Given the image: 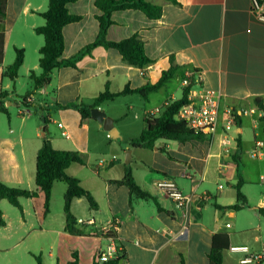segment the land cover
Instances as JSON below:
<instances>
[{"label":"crops","instance_id":"crops-1","mask_svg":"<svg viewBox=\"0 0 264 264\" xmlns=\"http://www.w3.org/2000/svg\"><path fill=\"white\" fill-rule=\"evenodd\" d=\"M96 1L74 0L67 5L69 14L79 16L80 20L63 28L65 48L61 59L74 56L98 38L97 16L101 11ZM147 1L162 7L160 18H149L137 9L116 11L111 16L113 24L106 38L120 42L138 35L153 64L142 68L132 66L117 50L97 46L77 67L54 70L50 82L41 88L47 95V90H52L44 98L45 135L37 132L35 139L0 136L1 182L10 187L36 190L37 154L46 137L57 150L82 154L84 164H72L67 174L78 179L98 204V209L94 210L85 198L73 199L71 213L84 235H71L66 230L65 182L54 183L48 214H45L42 192L37 198H21L22 210L2 200L0 264H37L34 256H40L42 264H46L47 247L55 250V253L49 252V257L56 256V264H69L74 252L79 255V264H93L96 252L105 248L107 241L101 237L100 230L78 223L90 219L98 228L112 230L126 251L124 264H181V256L186 264H210L209 253L216 235L228 238L223 264H264V217L258 211L264 208V169L244 165L240 172L244 181L241 191L247 198V206L238 211L227 208L237 202L238 167L233 155L238 134L242 140L240 158L246 152L264 161V123L262 112L254 104L255 99L264 100V20L253 13V0ZM258 1L264 4V0ZM48 4V0H7L0 93L6 92L3 102L10 127L14 117L11 107L17 108L24 123L31 116L29 108L37 104V92L41 89L22 97L18 92L21 78L28 77L34 86L31 73L40 75L42 72L39 50L44 39L35 29L45 23L41 13L47 10ZM9 47L23 49L25 53L15 80L5 76L6 68L11 65L6 63ZM172 62L179 67L173 78L178 82L176 85L170 87L171 79L148 100L129 94L98 106L106 112V107L117 101V117L109 115L114 119L120 138H111L97 121L82 119L77 110L62 108L75 101L92 105L106 85L112 93H117L126 87L137 89L148 83L155 84ZM187 70L195 73L196 80L190 95L194 96L202 88L221 94V118L226 121L225 112H232L231 129L205 142L181 144L160 139L152 150L130 147L127 141L140 136L145 118L158 116L165 103L182 97H177V92L180 90L183 94V77ZM157 95L161 101L159 98L154 101ZM235 112L241 115L240 128L235 123ZM52 124L57 125V129H52ZM36 130L40 131L41 126ZM10 131L15 133L12 128ZM109 147L117 154L110 155ZM137 150L142 154L138 160ZM257 152H261L258 157ZM243 160L248 162L249 159ZM115 167L117 175L113 176ZM128 168L136 183L153 195L162 211L153 199L131 196L128 186L116 183ZM163 178L173 179L179 189L191 197L187 209L176 207L156 186ZM60 195L64 215L58 219L53 204ZM59 239L64 247L59 248ZM216 243L225 245L224 238L218 237ZM64 248L68 255L63 253ZM59 251L63 253L62 260L57 256ZM247 259L252 261L244 262Z\"/></svg>","mask_w":264,"mask_h":264},{"label":"trees","instance_id":"trees-1","mask_svg":"<svg viewBox=\"0 0 264 264\" xmlns=\"http://www.w3.org/2000/svg\"><path fill=\"white\" fill-rule=\"evenodd\" d=\"M48 1L49 4L47 10L41 13L45 23L35 29V32L44 39V44L39 50V67L42 72L40 75L31 73V79L34 81V90L27 96L34 94V92L48 84L54 70L62 67H77L82 58L89 54L91 50L97 46L117 50L123 56L124 61L132 66L142 68L154 63V60L150 59L145 54L144 42L138 35H134L120 42L108 41L106 36L109 27L113 24L111 16L114 12L126 9H137L142 11L149 18L158 19L163 13L162 7L153 5L147 0H97L96 6L101 11V14L97 16L100 28L98 38L74 56L68 59H61L65 48L63 28L70 23L80 20V17L69 14L67 10V5L74 0ZM6 5L7 0H0V64H2L4 60L5 34L3 24L6 16ZM14 51L15 60L6 68L5 72V76L11 80L18 78L19 70L25 59L23 49L15 48ZM178 70L179 67L172 62L171 67L168 70L163 71L161 78L155 84L148 83L137 89H130L129 87H126L123 91L117 93H112L109 90V86L106 85L105 90L94 99L92 105H85L75 101L68 103L66 106H62V108L75 109L80 113L82 119H91L96 121L90 115L91 108L98 107L102 102L113 101L120 96L129 94H138L144 100H148L152 93L158 92L165 84L173 79ZM190 81L191 84L184 88L180 99L165 103L162 106V112L158 116L149 115L145 118V128L140 136L127 141L130 147L152 150L154 149L156 142L160 139L172 140L181 144L190 142H205L208 140L206 135L194 133L187 127L185 121L176 118L179 110L190 102L189 95L196 81L195 73H193ZM5 97L6 92L0 93V113L9 115L3 102ZM254 104L262 112L261 120L264 123V100L255 99ZM44 120L46 121V119ZM235 123L239 128L241 127V115L237 112H235ZM236 142L237 148L235 155H233V160L238 167V183L235 186L237 202L227 208L238 211L247 206L248 202L246 196L241 191V186L244 181L240 174L241 158L239 153L242 150V140L240 134H238ZM72 164H84V159L80 152L57 150L53 147L50 140L44 137L43 144L37 154L35 177L37 189L31 191L10 187L0 181V202L2 200H7L11 205L22 210L20 204L21 198H37L39 192H42L44 194L45 214H48L50 211L53 185L56 181H63L67 184V190L64 195V211L67 220L66 230L71 235H84V230L77 227V221L71 213L72 201L75 198H85L90 208L94 210L98 209V204L92 194L81 186L78 179L67 174V169ZM116 183L128 186L131 196L136 195L145 200L153 199L156 202L155 198L149 191L142 189L136 183L130 168L126 170L124 177L121 180L116 181ZM156 204L158 210L162 211L163 209L161 206L157 202ZM258 211L264 217V208H258ZM0 224H3L1 210ZM218 237L224 238L225 245L218 246L216 243V239ZM118 244L121 249L119 250L116 259L105 264H124V261L127 259L126 251L120 242H118ZM227 248L228 238L226 235L214 236L213 246L209 253L210 264H223V250ZM34 258L37 264H42L40 256H34ZM69 264H79V255L77 252L72 253V259ZM93 264H100L98 262V252L95 254ZM181 264H186L183 256H181Z\"/></svg>","mask_w":264,"mask_h":264},{"label":"built area","instance_id":"built-area-1","mask_svg":"<svg viewBox=\"0 0 264 264\" xmlns=\"http://www.w3.org/2000/svg\"><path fill=\"white\" fill-rule=\"evenodd\" d=\"M253 13L259 18L264 20V4L258 0H253L252 5ZM193 73H188L183 81L185 87L191 84L190 78ZM222 96L220 93L200 89L194 96H189V104L184 105L176 115V118L186 122L187 127L194 133L204 134L210 140L215 137L219 132L225 133L231 129L234 116L230 110L225 112L227 116L226 121L223 122L220 113ZM253 112V111H252ZM223 144H227L224 141ZM261 155V152H257L256 156ZM156 186L169 198H171L176 207L180 209H187L191 202V197L185 195L177 186L176 182L171 178H163L156 183ZM222 188V186H220ZM79 224H84L88 227L98 229L101 231V237L107 241L105 248L98 251V262L100 264L108 263L116 259L119 250V240L114 235L111 229L108 227H99L93 219L88 221L79 220ZM258 260V257H256ZM251 259H247L244 262H251Z\"/></svg>","mask_w":264,"mask_h":264},{"label":"rangeland","instance_id":"rangeland-1","mask_svg":"<svg viewBox=\"0 0 264 264\" xmlns=\"http://www.w3.org/2000/svg\"><path fill=\"white\" fill-rule=\"evenodd\" d=\"M14 59H15V51L11 47H9V49L7 51L6 63L7 64H12V62H14L13 61ZM29 63H30V61H29ZM30 64H33V63H30ZM188 73H190L189 70H187V74ZM179 74L181 75L180 72H179ZM187 74L185 73V75L183 77L184 79L186 78ZM183 78H182V80H183ZM20 81H21V85H22L20 87L21 90L18 92V95L20 97L26 95L28 92H33V90H34L33 82L28 77H26V78L23 77V78L20 79ZM177 83L178 82H176L175 79H172L170 87H172L173 85H176ZM37 93H38V96L36 97V99H37L36 100V103H37L36 107L35 106H31L29 108V111L31 112V116L29 118H26L24 123L22 121L21 115H18V110H17L16 107L15 108L11 107V113L14 116L13 119H12L11 127H10V120L8 119V115L3 114V116H0V136H1V138H12V136L13 137L16 136V138H18V136H24L25 138L28 137L29 139H35L36 135H37V132H39L40 135L42 136V133L44 132V127H45V124H44V121H43V117L47 116V109H46V105L44 104V100H45L44 98H45V95L46 96L50 95V93H52V90L51 89L47 90L48 95L46 94L45 90H42V89L39 92H37ZM181 96H182V91L179 90L177 92V97H181ZM154 97H155L154 101H156L157 98H159L158 100L161 101V99H160L161 97L160 96L157 95V96H154ZM39 102H43V103L39 104ZM110 105L111 106L106 107V110H107L106 112H107L108 116L112 115L114 117H117V101H116L115 104H110ZM58 120L61 121L62 118H60ZM37 126H41V130L40 131L36 130ZM51 127H52V129H57V125H55V124H52ZM11 128L15 130V133L11 134V131H10ZM107 150H108L107 152L110 155L117 154V152H115L112 147L107 148ZM135 153H136L135 154L136 159L137 158H142L141 152H139L137 150ZM245 157L247 159H249L248 162L243 160ZM121 159L124 162L125 153H123L121 155ZM245 164H246V167L249 166V165L254 167V165H255V166H259L260 169H264V161L260 162V161H258L256 159L252 158L249 155V153L246 154V152L243 153V157L241 159V164H240V171L241 172H242ZM77 167H80V166L77 165ZM82 169H85V171H87V168H82ZM101 175L107 176L106 173H101ZM112 175L113 176L117 175V167H115V169L112 171ZM8 205H9V207H12V206H10V204H8ZM62 206H63V197L60 195L58 197V199L55 200V202L53 204L54 212L56 213V216H57L58 219H60L64 215ZM58 246H59V248L64 247L62 245L60 239H59V242H58ZM49 252L55 253V250L54 249H49V247H47L45 249L44 255H45V259H46V264H56L57 263L56 256L49 257ZM63 253L68 255L66 248L63 249ZM63 253L61 251H59V255H57V256L60 257L61 260L63 258Z\"/></svg>","mask_w":264,"mask_h":264},{"label":"water","instance_id":"water-1","mask_svg":"<svg viewBox=\"0 0 264 264\" xmlns=\"http://www.w3.org/2000/svg\"><path fill=\"white\" fill-rule=\"evenodd\" d=\"M90 115L102 126V128L106 132H108L111 138L113 139L120 138V134L117 127L115 126L114 119L108 116L104 110H101L98 107H93L90 109ZM43 135H45L44 132ZM126 157H127V161H129L130 151H128Z\"/></svg>","mask_w":264,"mask_h":264}]
</instances>
